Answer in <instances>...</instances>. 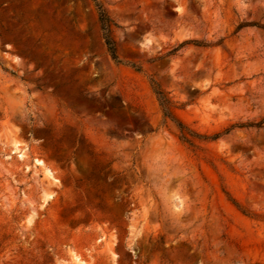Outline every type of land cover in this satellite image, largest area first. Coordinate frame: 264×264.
<instances>
[{"label":"rangeland","instance_id":"obj_1","mask_svg":"<svg viewBox=\"0 0 264 264\" xmlns=\"http://www.w3.org/2000/svg\"><path fill=\"white\" fill-rule=\"evenodd\" d=\"M99 1L0 0V264H264V0Z\"/></svg>","mask_w":264,"mask_h":264},{"label":"trees","instance_id":"obj_2","mask_svg":"<svg viewBox=\"0 0 264 264\" xmlns=\"http://www.w3.org/2000/svg\"><path fill=\"white\" fill-rule=\"evenodd\" d=\"M91 2L96 12L100 35L106 47V50L108 51V54L114 62L121 63L117 52V44L113 36V29L116 26V23L110 17L99 0H91ZM132 66L136 70H139V68L135 65ZM151 87L161 108L163 117L165 119L171 120L177 126L180 132L179 137L182 141L192 143V138L196 137L197 135H195L193 131H191L182 121L179 120L175 113V109L177 108L175 102L168 96V93L156 81H152Z\"/></svg>","mask_w":264,"mask_h":264}]
</instances>
